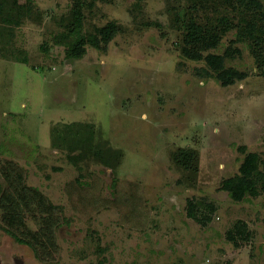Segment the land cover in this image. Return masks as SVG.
I'll list each match as a JSON object with an SVG mask.
<instances>
[{
  "label": "rangeland",
  "instance_id": "1",
  "mask_svg": "<svg viewBox=\"0 0 264 264\" xmlns=\"http://www.w3.org/2000/svg\"><path fill=\"white\" fill-rule=\"evenodd\" d=\"M263 10L236 0H82L85 55L67 61L71 0L0 5V166L13 163L60 219L57 251L35 254L1 220L0 264H264V192L232 201L221 181L247 152L264 160ZM17 24L5 30L4 9ZM213 32L197 49L243 74L222 86L184 55V24ZM115 23L107 40L98 29ZM23 59L21 63L16 60ZM7 186L0 177V196ZM212 203L203 227L187 200ZM26 230L38 222L24 214ZM251 232L235 247L237 221Z\"/></svg>",
  "mask_w": 264,
  "mask_h": 264
},
{
  "label": "trees",
  "instance_id": "2",
  "mask_svg": "<svg viewBox=\"0 0 264 264\" xmlns=\"http://www.w3.org/2000/svg\"><path fill=\"white\" fill-rule=\"evenodd\" d=\"M17 0H0L13 6ZM72 5L67 21V33L58 41L65 49V58L67 61L81 59L86 53V43L88 38L82 34V0H71ZM240 6L247 9L261 11L263 5L259 0H236ZM2 22L5 30H9L11 25L17 24V19H12L10 10L4 9ZM118 30L115 23H109L97 31L102 39L107 40ZM217 40L213 32L199 24L188 21L184 24L182 52L184 55L198 58L202 57L199 49L212 47ZM198 49V50H197ZM206 66L211 69L222 86H228L235 83L237 79H242L243 74L225 68L224 57L218 54L209 53L202 57ZM25 63L23 59L16 60ZM239 151L244 155L238 168V172L221 181L220 189L225 191L228 197L234 202H240L247 197H257L264 192V160L255 152H247L245 146H241ZM0 177L4 179L7 186L0 196V208L2 209L1 220L8 227L7 232L20 229L24 235L19 241L28 245L35 254L51 256L57 251L56 229L60 226V219L57 216L55 208L48 203L43 195L32 188L27 187L23 182V176L19 169L11 163L0 166ZM215 206L212 203H201L194 199L186 202V215L190 219L199 223L201 226H207L215 212ZM29 213L38 222V228L35 233L27 231L25 226L24 214ZM226 238L235 247L240 243L248 242L251 238V232L245 222L237 220L233 226L226 232Z\"/></svg>",
  "mask_w": 264,
  "mask_h": 264
}]
</instances>
